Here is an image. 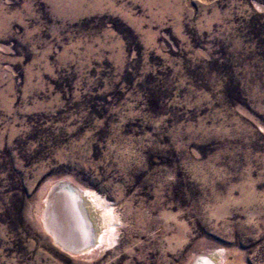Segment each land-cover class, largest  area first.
Masks as SVG:
<instances>
[{
  "label": "rangeland",
  "instance_id": "374dc122",
  "mask_svg": "<svg viewBox=\"0 0 264 264\" xmlns=\"http://www.w3.org/2000/svg\"><path fill=\"white\" fill-rule=\"evenodd\" d=\"M59 182L114 214L92 252L45 231ZM217 251L264 264V0H0V264Z\"/></svg>",
  "mask_w": 264,
  "mask_h": 264
},
{
  "label": "bare ground",
  "instance_id": "6f19581e",
  "mask_svg": "<svg viewBox=\"0 0 264 264\" xmlns=\"http://www.w3.org/2000/svg\"><path fill=\"white\" fill-rule=\"evenodd\" d=\"M77 189L83 200L82 204L75 194L64 187V182L55 184L45 201L42 219L45 231L49 235L53 234L55 244L67 253L86 248L95 238L94 246L82 251L89 253L103 244V232L108 227H113L112 233L115 231V225L112 226L114 214L111 211L107 214L106 211H102L101 200L97 194ZM107 217L108 220L110 218L109 223L112 222L111 226L106 224ZM197 258L199 259L193 264H223L222 254L218 251L208 255H197L195 259Z\"/></svg>",
  "mask_w": 264,
  "mask_h": 264
},
{
  "label": "water",
  "instance_id": "95a60500",
  "mask_svg": "<svg viewBox=\"0 0 264 264\" xmlns=\"http://www.w3.org/2000/svg\"><path fill=\"white\" fill-rule=\"evenodd\" d=\"M64 187L67 188L68 190H70L73 194H75L77 196V198L79 199L81 204L83 203V200H82L80 193H79V190L77 188L73 187L71 184H68L66 182H64ZM54 189H61V188H54ZM86 216H87V214H86ZM43 224H44V222H43ZM50 235L52 236V238H55L53 236V234H50ZM94 240H95V238L91 241L90 245L87 246L86 248H90V247L92 248V246H94V244H95ZM86 248H82L81 250H78L77 252H73V253L74 254H82L83 253L82 251H84V249H86ZM198 259L199 258H197L195 260H198ZM195 260L193 261V263L195 262Z\"/></svg>",
  "mask_w": 264,
  "mask_h": 264
}]
</instances>
